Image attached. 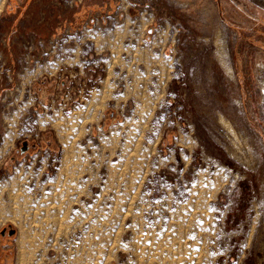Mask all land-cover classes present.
<instances>
[{"label": "rangeland", "instance_id": "obj_1", "mask_svg": "<svg viewBox=\"0 0 264 264\" xmlns=\"http://www.w3.org/2000/svg\"><path fill=\"white\" fill-rule=\"evenodd\" d=\"M76 12L115 28L128 62L138 43L175 52L156 133L91 172L20 142L0 168V264H264V0H0V109L26 80L51 107Z\"/></svg>", "mask_w": 264, "mask_h": 264}, {"label": "crops", "instance_id": "obj_2", "mask_svg": "<svg viewBox=\"0 0 264 264\" xmlns=\"http://www.w3.org/2000/svg\"><path fill=\"white\" fill-rule=\"evenodd\" d=\"M76 6L74 11L80 4ZM63 20L70 23L72 31L67 37L56 33L60 34L56 36L59 42L53 51L59 59L54 69L67 73L68 81H54L51 107L38 99L39 82L16 83L18 91L0 109V123L3 120L5 124L0 131V168L9 169L11 155L21 142V152L28 148L26 145H44L41 149L48 156L59 153L60 168L90 171L94 157L103 165L115 153L121 138L123 141L126 136L149 137L156 133L155 110L166 99L171 82L169 63L175 52L166 48L142 49L138 43L136 48H130L137 53L134 64L132 59L124 60L126 52L119 44L109 41V32H117L103 18L80 17L76 12ZM113 40L122 44L117 38ZM171 117L169 113L164 118L172 120ZM127 124L134 128H124ZM171 132L168 127L160 134L170 139ZM18 167L23 169V163ZM111 171L113 174L115 170Z\"/></svg>", "mask_w": 264, "mask_h": 264}, {"label": "bare ground", "instance_id": "obj_3", "mask_svg": "<svg viewBox=\"0 0 264 264\" xmlns=\"http://www.w3.org/2000/svg\"><path fill=\"white\" fill-rule=\"evenodd\" d=\"M219 122H220L221 124H223L225 127L230 128L231 131H233V132H234V135H235V131H234V129H233L232 127H230L231 124L229 125V121H228L227 119H225V118H223L222 116H220V117H219Z\"/></svg>", "mask_w": 264, "mask_h": 264}]
</instances>
